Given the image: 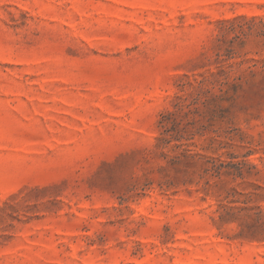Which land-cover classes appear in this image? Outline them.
<instances>
[{
  "label": "rangeland",
  "instance_id": "374dc122",
  "mask_svg": "<svg viewBox=\"0 0 264 264\" xmlns=\"http://www.w3.org/2000/svg\"><path fill=\"white\" fill-rule=\"evenodd\" d=\"M0 264H264V0H0Z\"/></svg>",
  "mask_w": 264,
  "mask_h": 264
}]
</instances>
